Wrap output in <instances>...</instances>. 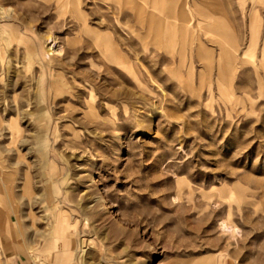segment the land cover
Returning <instances> with one entry per match:
<instances>
[{
    "label": "rangeland",
    "instance_id": "obj_1",
    "mask_svg": "<svg viewBox=\"0 0 264 264\" xmlns=\"http://www.w3.org/2000/svg\"><path fill=\"white\" fill-rule=\"evenodd\" d=\"M0 264H264V0H0Z\"/></svg>",
    "mask_w": 264,
    "mask_h": 264
},
{
    "label": "water",
    "instance_id": "obj_2",
    "mask_svg": "<svg viewBox=\"0 0 264 264\" xmlns=\"http://www.w3.org/2000/svg\"><path fill=\"white\" fill-rule=\"evenodd\" d=\"M81 247H82V248H85V247H86V239H83V240L81 241Z\"/></svg>",
    "mask_w": 264,
    "mask_h": 264
}]
</instances>
